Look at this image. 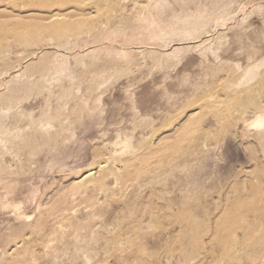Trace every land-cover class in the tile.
<instances>
[{"label":"rangeland","instance_id":"1","mask_svg":"<svg viewBox=\"0 0 264 264\" xmlns=\"http://www.w3.org/2000/svg\"><path fill=\"white\" fill-rule=\"evenodd\" d=\"M0 264H264V0H0Z\"/></svg>","mask_w":264,"mask_h":264},{"label":"bare ground","instance_id":"2","mask_svg":"<svg viewBox=\"0 0 264 264\" xmlns=\"http://www.w3.org/2000/svg\"><path fill=\"white\" fill-rule=\"evenodd\" d=\"M262 120H263V119H262ZM255 124H256V125H262V124H263V122H262L261 120H259V119H258V120L256 121V123H255Z\"/></svg>","mask_w":264,"mask_h":264}]
</instances>
